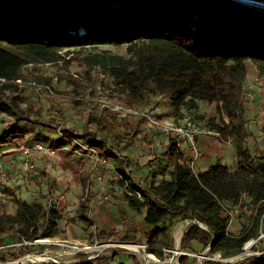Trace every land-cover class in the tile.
Segmentation results:
<instances>
[{"label": "trees", "instance_id": "16d2710c", "mask_svg": "<svg viewBox=\"0 0 264 264\" xmlns=\"http://www.w3.org/2000/svg\"><path fill=\"white\" fill-rule=\"evenodd\" d=\"M108 43L127 45L128 56H116L114 64L102 63L96 56L123 93V104L138 107L152 95H162L180 116L186 104L215 103L227 121L212 116L210 128L221 141H230L237 147L236 168L218 161L197 172L182 162L183 151L170 139L163 154L165 160H159L150 183L142 188L128 171L130 159L117 154L105 140L98 141L95 133L86 129L80 140L102 157L116 159L119 180L128 186L123 195L128 206L137 212L146 210L145 224L149 229L143 238L134 241H146L149 252L163 258V249L174 247L175 226L194 219L206 228L191 224L181 239L182 247L197 241L207 248L213 241L211 254L226 256L242 251L249 239L258 236L264 211L234 235L228 229L223 204L241 206L243 194V202L251 207L264 200V150L253 155L245 144L249 135L245 106L249 61L264 74V10L235 0H61L56 8L47 7L45 0H0V116L6 114L16 121L1 131L0 147L20 137L17 122L30 120L21 107L22 84L17 79L45 78L25 75V64L64 60L69 67L79 57L66 58L62 48ZM70 79L77 82L73 75ZM144 122V118H121L132 136L142 132ZM35 123L44 125L41 121ZM62 131L67 137H78L71 129ZM158 174H162L159 180ZM87 179L82 176L81 185L84 199L90 201L93 195ZM50 189L52 192L53 187ZM7 190L13 194L17 209L12 213L6 204L0 206V245L6 240L34 242L56 235L63 220L61 211L42 202L29 204L12 188ZM85 206L71 222L90 223ZM121 218L126 220L124 215ZM117 235L116 229L94 232L88 241L116 240ZM22 247L27 249L29 245ZM79 256L85 259L87 254ZM114 256L102 255L74 264H109ZM130 259L139 264L136 258ZM188 260L184 256L180 264H189Z\"/></svg>", "mask_w": 264, "mask_h": 264}, {"label": "rangeland", "instance_id": "374dc122", "mask_svg": "<svg viewBox=\"0 0 264 264\" xmlns=\"http://www.w3.org/2000/svg\"><path fill=\"white\" fill-rule=\"evenodd\" d=\"M45 1L47 7L56 8L59 7L61 0ZM126 46V44L108 43L89 44L84 47H64L61 52L66 58L79 57L69 67H66L64 60L57 63H37L32 68L23 67L25 75H43L45 78L39 80L31 77L23 78V82L17 81L22 84L19 93L21 107L25 116L30 120L17 122L20 137L0 147V189L7 191L8 202L6 205L12 213L16 211L17 204L13 199V194L6 189L7 187L12 188L17 196L29 204L42 202L46 206L54 207L58 198L65 197L69 206L62 212L63 220L59 222L56 235L50 238L55 244H29L26 241L11 243L6 240L4 245H0V264L84 263L83 257L78 256L77 250L70 245L85 244L90 240V234L99 231L116 229L118 230L116 240L120 241L138 242L134 240L143 238L147 231L146 210L142 209L137 212L126 203L123 195L128 186L119 180L121 177L116 159L112 156L103 157L99 170L92 172V161L87 155L91 147L85 144V140L79 138L86 129L94 132L98 141L105 140L117 154L126 155L130 159L128 171L136 185L143 188L150 183L152 172L157 169L161 159V151L168 147L170 139L165 134L160 135L159 132L158 136L154 137V133L157 132L145 130L144 124L141 126L142 132L137 136H132L130 129L121 123V117L114 116L113 112L103 107L104 103H123V93L117 90L114 78L105 72L102 63L114 64L117 61L116 56H128ZM94 56L95 58L90 59ZM96 56L101 59L102 63L97 61ZM255 68L254 64L249 61V75L245 88V106L249 129L245 144L253 155L264 150V77L258 75ZM72 75L77 82L70 79ZM33 80L43 86L36 87L35 84H32ZM138 107L155 112L160 119L164 120L172 119L184 123L186 119H190L197 127L206 131L212 130L209 123L212 116L227 121L226 116L218 111L215 103L209 104L205 101H197L195 106L186 104L180 116L169 105L168 98L162 95H152L146 103ZM158 107H162V111H169V114L160 115L159 111L156 112ZM126 119L129 121L132 118ZM35 121H41L44 125L36 124ZM15 123L13 117L2 114L0 116V133ZM63 128L71 129L78 137L65 136ZM202 136L205 138L206 145L203 148L200 147L201 154L195 161V171L200 172L202 169L198 161L202 159L204 151L203 158L207 155V150H209L207 156L215 158L214 160L212 158L210 163L226 159L222 154L226 146L231 149L235 147L237 155V147L234 143L221 141L219 136L214 134L206 133ZM203 137L199 138V144L203 141ZM157 142L159 144H156ZM36 144H42L52 151L49 153L37 151L34 148ZM24 147H29L31 153L25 154ZM27 162L34 164V168L26 169ZM227 164L231 169H234L232 165H237L235 157L229 159ZM82 176L88 178L87 185L93 195L90 201L84 199V190L81 185ZM157 177V180L161 179L162 174H158ZM51 187H53L52 192H50ZM84 205H86L84 210L90 218L91 224L78 220L71 222L72 219H77L78 213ZM228 211L234 215L229 231L234 235H239L241 228L252 221L253 216L250 215L252 211L244 213L240 211L239 207H232ZM122 215L125 216V221L122 220ZM128 222L129 226L126 225ZM190 225L191 223L186 225V230ZM184 227L180 222L177 230L174 228L175 232L173 230V233L176 237L183 232L182 228ZM24 245H29V247L26 249V247H22ZM175 245L176 239L174 247ZM180 247L185 251L199 255L206 250L197 241H193L187 247H182L180 241ZM251 251L248 257L235 263L264 264V257L256 254L264 252V239ZM24 252L27 254L22 256ZM240 252L242 253L244 250ZM240 252L226 256L221 254L222 260L217 262L230 263V259L241 254ZM103 253L111 257L116 254L109 264H133L130 257L136 258L139 264L144 263L141 255L129 254L123 249L110 248L105 249ZM89 254L95 253L90 252ZM193 254L187 256L189 264H201L199 258ZM32 257H38L44 261H32L30 259ZM170 258H172L171 255L167 257V261L164 260L158 264H166L169 261L171 264H176L177 260H170ZM204 263L205 261L202 264ZM149 264L155 263L150 261Z\"/></svg>", "mask_w": 264, "mask_h": 264}, {"label": "built area", "instance_id": "2783aa9c", "mask_svg": "<svg viewBox=\"0 0 264 264\" xmlns=\"http://www.w3.org/2000/svg\"><path fill=\"white\" fill-rule=\"evenodd\" d=\"M238 3H243L248 6L260 8L264 10V5L259 4H254L251 5L247 2L244 1H236ZM35 64L37 63H28L25 64V68H32ZM18 82H23L22 78L17 79ZM32 84H35L36 87L41 88L43 85L41 83H38L37 81L33 80ZM112 102V101H110ZM103 107L108 108L111 112L119 115L121 118H132V119H140L144 118V128L147 131H156V132H161L165 134L168 139L174 140L176 143L177 147H179L183 153H184V158L182 160L186 161L191 167L194 168L195 166V161L198 159L200 153V145L198 143L199 138L203 134H214V135H219L215 130H202L197 125L191 121L190 119H186L184 123L176 122L175 120H168V119H160L156 113L150 112L146 108H139V107H129L123 103H104ZM172 120V121H171ZM35 150L37 151H45L46 153L51 152L47 147H44L42 144H36L34 146ZM25 154H30L31 149L29 147H24L23 148ZM188 153H187V152ZM87 155L92 161V167L91 171L95 172L98 171L100 166L102 165L103 157L99 154V152L94 149L90 148L89 151L87 152ZM26 169H32L34 168V164L27 162L25 165ZM121 177V175H120ZM7 189V188H6ZM89 189V188H88ZM8 194L7 191L0 189V206L3 204H6L8 201ZM246 199V194H243V199L240 202L242 204L241 206H234L231 204H223L225 207V214L228 216V229L230 224L233 222L234 215L229 212L228 210L231 209L232 207H239L240 211H243L244 213H247L249 210L252 211L250 215L253 216L252 221L254 222L255 218L258 215V212L263 210L264 211V200H262L258 205H255L254 207L249 206L247 203H244L243 200ZM69 206V203L65 197H60L56 200V205L55 207L63 212V210L67 209ZM229 207V208H228ZM251 221V223H252ZM180 223V222H179ZM183 225L185 226L183 229V232L178 236L175 237L176 239V245L174 248H165L163 249V258L158 257L154 253L149 252V244L146 241H140V242H130V241H120V240H105V241H100L99 239H95L93 242L86 241L84 243L80 244H75L70 245V247L75 248L77 251V255L79 256V253H85L87 254V257L83 260L84 263L90 260H93L97 257H100L102 255H107L106 253H103L105 249H123L127 251L129 254H139L142 256L143 264H149L150 261L158 264L161 263V261H167L168 256H172L170 260L176 259L177 262L176 264H180V259L184 256H190V253L188 251H185L180 247V241L182 239L183 234L186 231V225L187 224H196L202 228H206L203 224L199 223L197 220L194 219H186L181 221ZM264 239V213L260 218V223H259V235L257 237H253L249 239L243 246L244 252H240L241 254H238L237 256L232 257L230 260L231 262H236L238 260H242L246 257L249 256V253H251L252 248L254 246H257L259 242H261ZM45 240V241H44ZM29 244H55V242H52L50 238H45V239H37L34 242H26ZM61 244V243H59ZM66 246H69L68 244H63ZM88 250V251H87ZM242 250V251H243ZM90 252H94L95 254H89ZM127 253V254H128ZM245 253V254H244ZM257 255L264 257V252L262 253H256ZM194 256H197L199 258L200 263L202 264L204 261H220L222 260V255L221 253H216V254H211L210 253V247H207L206 250L202 251V253L199 254H193ZM44 258V257H43ZM32 261H44V259H39L38 257L30 258ZM166 264H171V261H169ZM228 264V263H226Z\"/></svg>", "mask_w": 264, "mask_h": 264}, {"label": "crops", "instance_id": "0c3cea01", "mask_svg": "<svg viewBox=\"0 0 264 264\" xmlns=\"http://www.w3.org/2000/svg\"><path fill=\"white\" fill-rule=\"evenodd\" d=\"M255 71H256V73H258V75H260V76H262V77H264V74H260L259 73V71L255 68ZM249 75V74H248ZM162 107H158L157 109H156V112H160V115H162V114H169V111H167V110H164V111H162V109H161ZM168 110H169V108H168ZM153 113H155V112H153ZM148 133H150V132H148ZM159 133H161V132H159ZM158 132L157 133H154V137H157L158 136V134H159ZM160 135H164L163 133H161ZM153 137V138H154ZM202 137L203 136H201L200 138L202 139ZM204 138V137H203ZM205 140V138L203 139V141L199 144L200 145V147L202 146V148H203V146L204 145H206V141H204ZM156 144H159V142H157ZM166 150H167V147H165L164 149H162V151H161V159L162 160H164L166 157H165V155H163V154H165V152H166ZM233 150H234V153H233ZM208 152H209V150H207ZM236 148L235 147H233V149H231L230 147H228V146H226V148L222 151V154H223V156L226 158V159H223V160H221L220 162H222L223 164H225V165H227V166H229L230 167V165H228L227 164V162L229 161V159H232V157L234 156L235 157V160H236V162H237V160H238V157H237V155H236ZM205 152V151H204ZM204 152H203V154H204ZM208 152H207V155H209L208 154ZM203 154H202V159L201 160H199L198 161V164L200 165V168H202L201 169V171H205V170H207L212 164H214L215 162H212V163H210V161H211V159L213 158L212 156H207V155H205V157L203 158ZM226 154V155H225ZM222 155H220V157H223ZM227 157H229V158H227ZM215 158H213V160H214ZM233 166V168H236V166L233 164L232 165ZM178 225H179V223L175 226V228H176V230H177V228H178ZM148 229H149V226L147 225V231H148ZM183 229V228H182ZM146 231V232H147ZM174 232H175V230H174ZM173 236H174V238L176 237L175 236V233H173ZM175 240V239H174Z\"/></svg>", "mask_w": 264, "mask_h": 264}, {"label": "bare ground", "instance_id": "6f19581e", "mask_svg": "<svg viewBox=\"0 0 264 264\" xmlns=\"http://www.w3.org/2000/svg\"><path fill=\"white\" fill-rule=\"evenodd\" d=\"M241 1L247 2V3L251 4V5H254V4L264 5L263 2L255 1V0H241Z\"/></svg>", "mask_w": 264, "mask_h": 264}, {"label": "water", "instance_id": "95a60500", "mask_svg": "<svg viewBox=\"0 0 264 264\" xmlns=\"http://www.w3.org/2000/svg\"><path fill=\"white\" fill-rule=\"evenodd\" d=\"M255 1H260V2H263L264 3V0H255ZM212 243H213V241L210 243V246L212 245ZM232 263H235V262H231V263H228V264H232Z\"/></svg>", "mask_w": 264, "mask_h": 264}]
</instances>
